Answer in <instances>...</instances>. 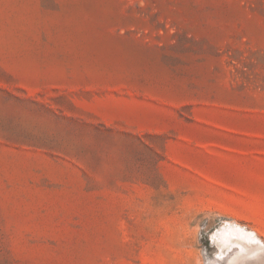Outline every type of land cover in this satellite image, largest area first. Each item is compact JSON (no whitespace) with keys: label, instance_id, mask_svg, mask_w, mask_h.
Wrapping results in <instances>:
<instances>
[{"label":"rangeland","instance_id":"rangeland-1","mask_svg":"<svg viewBox=\"0 0 264 264\" xmlns=\"http://www.w3.org/2000/svg\"><path fill=\"white\" fill-rule=\"evenodd\" d=\"M226 223L264 242V0H0V264H226Z\"/></svg>","mask_w":264,"mask_h":264},{"label":"bare ground","instance_id":"bare-ground-1","mask_svg":"<svg viewBox=\"0 0 264 264\" xmlns=\"http://www.w3.org/2000/svg\"><path fill=\"white\" fill-rule=\"evenodd\" d=\"M213 235L221 252L232 250L226 264H264V242L250 230L235 223H226Z\"/></svg>","mask_w":264,"mask_h":264}]
</instances>
